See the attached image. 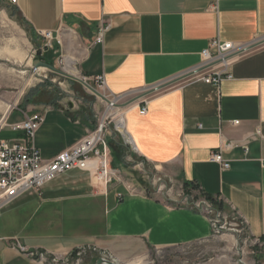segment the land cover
<instances>
[{
  "label": "crops",
  "instance_id": "1",
  "mask_svg": "<svg viewBox=\"0 0 264 264\" xmlns=\"http://www.w3.org/2000/svg\"><path fill=\"white\" fill-rule=\"evenodd\" d=\"M11 5L33 34L53 33L81 79L93 83L103 76L107 92L145 102L144 115L133 107L136 102L126 108L123 123L132 152L162 169L157 178L196 185L235 211L251 238H264V43L235 61L232 78L218 87L176 84L200 63L211 39L247 45L264 40V0H16ZM103 25L102 43H95ZM18 110L43 111L35 137L43 159L94 126L81 124L59 103L17 110L0 104V120L20 121ZM18 134L4 127L0 139ZM218 149L230 161L228 169L209 161ZM152 187L122 182L119 173L104 185L72 170L39 191L21 194L2 209L0 264H46L45 255L69 259L86 247L98 252L83 264H95L102 255L119 263L125 254H107L116 241L160 249L213 236L204 213L171 204L177 194L155 195L147 191Z\"/></svg>",
  "mask_w": 264,
  "mask_h": 264
},
{
  "label": "rangeland",
  "instance_id": "2",
  "mask_svg": "<svg viewBox=\"0 0 264 264\" xmlns=\"http://www.w3.org/2000/svg\"><path fill=\"white\" fill-rule=\"evenodd\" d=\"M11 4L14 3H11L10 0H0V104L17 110L19 107L22 109L28 106H46L54 100L55 104L59 103L67 110L74 111L81 124L90 125L91 122L94 124L86 133L93 130L101 118L104 108L95 81L93 80L92 83L81 79L76 74L75 65L69 64V54L58 50L60 47L54 37L48 47L42 33L33 34L21 19L17 9ZM55 50L57 52H54ZM46 51L51 55L49 57H54L53 65L56 69L69 73L84 83L46 68H34L32 60H40ZM18 111L23 116V112ZM37 111L43 114V111ZM114 123L113 119L108 127L106 140L110 154V167L119 173V179L122 182L140 184L147 188L153 183L152 188L154 189L149 188L147 191L155 195L177 194L174 198L176 200L171 204H183L200 212L211 209L218 211L224 228L221 233L213 234L212 237L203 241L160 249L142 246L138 241H116L107 254L112 256H114L113 254H125L126 257L116 259L120 260L117 264H264L263 237L251 238L243 221L235 211L229 212L225 207L217 209L214 202L221 203V201L217 197H214L213 200L208 199L196 185L190 183L180 185V183L171 182L166 178H157V174L161 173H157V171H162V169H156L136 156L132 152V147L125 144L120 133L114 129ZM111 140L120 141L124 148H117L110 143ZM96 180L94 178V181ZM156 186L161 190L156 189ZM130 190L136 192L135 189ZM2 209L0 210V227L4 226L5 221L3 213L6 209L4 211ZM205 215L208 217L211 227L217 228L215 216L213 214ZM117 246L124 250L127 249V252L112 253L115 252L113 248ZM92 252H98L97 248H91V252L90 247L78 249L71 258L62 259V264H83L88 260L87 258L94 257ZM135 252L137 256L130 257ZM42 256L44 257V255ZM45 259L46 264H52V258L49 259L45 255ZM78 259H81L79 263Z\"/></svg>",
  "mask_w": 264,
  "mask_h": 264
},
{
  "label": "built area",
  "instance_id": "3",
  "mask_svg": "<svg viewBox=\"0 0 264 264\" xmlns=\"http://www.w3.org/2000/svg\"><path fill=\"white\" fill-rule=\"evenodd\" d=\"M10 1L11 3L16 2V0ZM106 30L107 26L99 27L95 43H102ZM52 34L50 31L42 32L48 47L53 40ZM262 43L264 40L247 45L234 44L218 38L211 39L200 52V63L180 77L176 84L203 83L218 87L222 81L232 78L231 65L251 52L255 45ZM94 81L99 91V97L104 104L101 118L93 130L87 132L76 143L51 159L42 158L34 141L35 132L44 119L41 112L23 113L21 121L11 124H6L5 121L0 120V131L7 127L11 131L19 133V136L15 138L0 139V210L21 194L29 190L39 191L46 183L72 170L85 171L90 178H95L96 181L104 185L117 179L118 172L110 167V154L106 140L108 127L113 119L115 121L114 129L117 131L116 118L113 113L118 106L128 108L131 103L136 102L133 107L138 108L139 113L144 115L146 106L144 101L138 102L133 100L134 98L127 97V95H114L107 92L103 76L95 77ZM234 124H238V121H235ZM122 139L125 144H129L123 136ZM227 146L229 147L230 144ZM209 161L219 164L222 169H228L230 166V161L223 157L220 149L210 153ZM262 164L264 165V160ZM201 213L213 214L215 221H217V228H212L213 232L214 234L222 232L224 229L223 221L218 211L211 209L203 212L201 210ZM91 248L95 247H90V250ZM19 249L25 251L24 247L19 246ZM40 257L42 260V255ZM51 258L52 264H62V259ZM80 260L78 259L77 262L79 263Z\"/></svg>",
  "mask_w": 264,
  "mask_h": 264
},
{
  "label": "water",
  "instance_id": "4",
  "mask_svg": "<svg viewBox=\"0 0 264 264\" xmlns=\"http://www.w3.org/2000/svg\"><path fill=\"white\" fill-rule=\"evenodd\" d=\"M32 65L34 68H38V67H42V68H46V69H49L50 71L52 72H55V73H58V74H61L63 76H66V77H69V78H72V79H78L68 73H65L64 71H61V70H58L56 69L52 64H49V63H46L42 60H39V59H34L32 60ZM80 80V79H78ZM82 83H84L82 80H80ZM159 87L158 88H161V86L163 85H158ZM96 93V91H94ZM133 100H137V97H134ZM69 106H71V104L69 103ZM95 264H117L115 261L111 260V259H108V258H105V257H99Z\"/></svg>",
  "mask_w": 264,
  "mask_h": 264
},
{
  "label": "bare ground",
  "instance_id": "5",
  "mask_svg": "<svg viewBox=\"0 0 264 264\" xmlns=\"http://www.w3.org/2000/svg\"><path fill=\"white\" fill-rule=\"evenodd\" d=\"M120 107L121 106H118L116 108V111L113 113L115 115V118H116V129L118 132H120L121 136H123L131 145L132 142H131L130 137L128 136L127 132L125 131L126 129H124V123H123L126 108H120Z\"/></svg>",
  "mask_w": 264,
  "mask_h": 264
},
{
  "label": "trees",
  "instance_id": "6",
  "mask_svg": "<svg viewBox=\"0 0 264 264\" xmlns=\"http://www.w3.org/2000/svg\"><path fill=\"white\" fill-rule=\"evenodd\" d=\"M49 55L50 54H48V51H46V53H43V55L40 57V60H42V61H44V62H47V63H49V64H52V60H50V58H49ZM51 56V55H50ZM50 101V100H49ZM51 103H49L50 105H53V106H57V104H55V102H54V100H52V101H50ZM27 104V103H26ZM21 106H22V104H21ZM20 108V107H19ZM112 142H110V143H112V144H114L117 148H119V149H123L124 148V146L122 145V143L119 141V142H116V141H113V140H111ZM184 183H186V182H184ZM202 192V191H201ZM202 194L203 195H205L208 199H210V200H213V196L212 195H209V194H206V193H203L202 192ZM214 203H216V205H217V209H223L224 208V206H223V204L222 203H220V202H214ZM262 238V237H261Z\"/></svg>",
  "mask_w": 264,
  "mask_h": 264
}]
</instances>
